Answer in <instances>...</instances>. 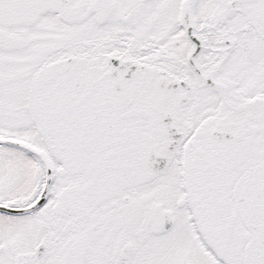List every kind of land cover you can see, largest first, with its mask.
Instances as JSON below:
<instances>
[{
	"label": "snow or ice",
	"instance_id": "snow-or-ice-1",
	"mask_svg": "<svg viewBox=\"0 0 264 264\" xmlns=\"http://www.w3.org/2000/svg\"><path fill=\"white\" fill-rule=\"evenodd\" d=\"M0 264H264V0H0Z\"/></svg>",
	"mask_w": 264,
	"mask_h": 264
}]
</instances>
